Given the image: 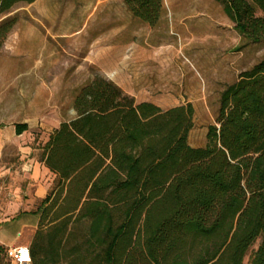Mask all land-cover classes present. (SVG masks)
Instances as JSON below:
<instances>
[{
	"label": "trees",
	"instance_id": "16d2710c",
	"mask_svg": "<svg viewBox=\"0 0 264 264\" xmlns=\"http://www.w3.org/2000/svg\"><path fill=\"white\" fill-rule=\"evenodd\" d=\"M36 1L0 0V18ZM215 1L264 41V0ZM123 2L151 28L164 12V0ZM17 24L0 21V54ZM74 110L43 148L55 180L34 212L32 264H245L258 240L249 264H264V60L223 93L204 148L189 143L193 105L137 103L101 76Z\"/></svg>",
	"mask_w": 264,
	"mask_h": 264
},
{
	"label": "rangeland",
	"instance_id": "374dc122",
	"mask_svg": "<svg viewBox=\"0 0 264 264\" xmlns=\"http://www.w3.org/2000/svg\"><path fill=\"white\" fill-rule=\"evenodd\" d=\"M57 6L64 10L57 21L64 20L66 30H81L78 36L36 41L35 28L64 27L50 29L31 5L20 4L0 18L18 19L0 54V130L6 143L0 153V238L8 247H30L40 219L34 213L40 204L35 155L41 160L50 135L76 118L74 99L96 76L114 82L137 103L152 102L165 111L193 105L189 143L204 148L223 93L264 60V41L242 37L215 0H164L154 28L134 18L123 0H61ZM35 51L44 58L35 59ZM17 124L29 130L17 137ZM47 175L37 171L39 184L53 185L54 176ZM5 251L0 247V264H13Z\"/></svg>",
	"mask_w": 264,
	"mask_h": 264
},
{
	"label": "crops",
	"instance_id": "0c3cea01",
	"mask_svg": "<svg viewBox=\"0 0 264 264\" xmlns=\"http://www.w3.org/2000/svg\"><path fill=\"white\" fill-rule=\"evenodd\" d=\"M59 1H61V0H37L34 4L31 5V6H35V11H37V14L39 16H41L42 18H44L48 22L50 29L52 27H57L58 25H59V27H61V26L64 27L60 31L59 30L55 31L54 29H51V30L44 29L45 31H42V32L39 30H36V28H35V38H37L36 41L38 40L40 42V40H41V43L45 44L48 42L49 39H51L52 41L71 39V38L78 36L81 33V30L71 31V28H68L66 30L65 29L66 24H65L64 20H62L61 22L57 21V16H56L57 13L64 11L57 6ZM46 5H48V6H46ZM45 7H48V9H46ZM37 21H38V24H41L40 26L42 28H46V25H44L42 22H40V20H37ZM118 36H119V31H117V33L115 34V38H118ZM113 40H114V38H113ZM53 56H55L54 52H52L49 55V57H53ZM42 58H44L43 53L40 51H35V59L39 60ZM37 70H35V71H37ZM36 76H37V74H36ZM35 82H36V79H35ZM36 87H37V85H35V92L38 91V90H36L37 89ZM46 88L47 87H44L42 90L45 91ZM36 98H39L38 95ZM145 102H148V101H145ZM150 103H152V102H150ZM37 116H39V113H37ZM37 119H39V118L37 117L35 119V122L37 121ZM25 123H27V122H25ZM13 132H14V135H16L17 137L22 136V135H20V136L17 135L16 126L13 127ZM2 139H3V132H2V130H0V142ZM5 147H6V143L1 142L0 143V153H2L5 150ZM38 152H39V150L35 149V154H37ZM37 171L44 172L45 175L48 174L49 176H54L44 166V164L41 163V161L39 160L37 155H35V182H37V183H35V200H42L47 196L52 184L51 183L48 185L39 184V181H38L39 177L37 176ZM54 178H55V176H54ZM52 180H54V179H51V182H52ZM0 247L6 248V252H7V249L10 247H13V245H10L8 247L6 245V241H4L0 238Z\"/></svg>",
	"mask_w": 264,
	"mask_h": 264
},
{
	"label": "built area",
	"instance_id": "2783aa9c",
	"mask_svg": "<svg viewBox=\"0 0 264 264\" xmlns=\"http://www.w3.org/2000/svg\"><path fill=\"white\" fill-rule=\"evenodd\" d=\"M6 255L13 264H32L31 251L27 246L10 247Z\"/></svg>",
	"mask_w": 264,
	"mask_h": 264
}]
</instances>
